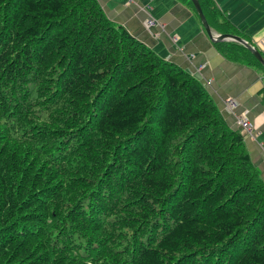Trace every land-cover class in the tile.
Masks as SVG:
<instances>
[{
  "label": "trees",
  "instance_id": "obj_1",
  "mask_svg": "<svg viewBox=\"0 0 264 264\" xmlns=\"http://www.w3.org/2000/svg\"><path fill=\"white\" fill-rule=\"evenodd\" d=\"M198 2L213 31L251 43ZM0 264H264L243 136L98 0H0Z\"/></svg>",
  "mask_w": 264,
  "mask_h": 264
},
{
  "label": "crops",
  "instance_id": "obj_2",
  "mask_svg": "<svg viewBox=\"0 0 264 264\" xmlns=\"http://www.w3.org/2000/svg\"><path fill=\"white\" fill-rule=\"evenodd\" d=\"M98 1L114 24L199 79L232 129L238 130L237 115H246L253 121L256 134L243 138L250 162L264 181V71L225 58L202 27L197 13L182 0ZM214 1L264 56V2ZM148 17L155 18L158 24L146 28L144 21ZM229 97L238 103L233 112L223 107L222 100Z\"/></svg>",
  "mask_w": 264,
  "mask_h": 264
},
{
  "label": "water",
  "instance_id": "obj_3",
  "mask_svg": "<svg viewBox=\"0 0 264 264\" xmlns=\"http://www.w3.org/2000/svg\"><path fill=\"white\" fill-rule=\"evenodd\" d=\"M191 2L193 3V6L195 8V11L199 17V20H200L203 28L205 29L206 33L208 34L209 38L212 41H234V42H237V43L243 45L246 49H248L258 59V61L261 63L262 67L264 68V57L255 45L246 41L245 39L241 38L238 35H234V34H230V33H219V32L213 31L210 28L204 14H203V11L199 5L198 0H191Z\"/></svg>",
  "mask_w": 264,
  "mask_h": 264
},
{
  "label": "built area",
  "instance_id": "obj_4",
  "mask_svg": "<svg viewBox=\"0 0 264 264\" xmlns=\"http://www.w3.org/2000/svg\"><path fill=\"white\" fill-rule=\"evenodd\" d=\"M157 24V20L152 17H148L144 21V25L148 29L156 26ZM237 106L238 103L233 97L227 98L224 104V108L229 112H233ZM236 125L240 129V132L243 134V136L245 135L246 137H253L256 134L253 121L250 120L246 115H238L236 117Z\"/></svg>",
  "mask_w": 264,
  "mask_h": 264
},
{
  "label": "rangeland",
  "instance_id": "obj_5",
  "mask_svg": "<svg viewBox=\"0 0 264 264\" xmlns=\"http://www.w3.org/2000/svg\"><path fill=\"white\" fill-rule=\"evenodd\" d=\"M201 25H202V24H201ZM202 27H203V26H202ZM226 100H227V99H223V100H222V103L225 104ZM236 117H237V116H236ZM259 176H260V175H259Z\"/></svg>",
  "mask_w": 264,
  "mask_h": 264
},
{
  "label": "clouds",
  "instance_id": "obj_6",
  "mask_svg": "<svg viewBox=\"0 0 264 264\" xmlns=\"http://www.w3.org/2000/svg\"><path fill=\"white\" fill-rule=\"evenodd\" d=\"M223 105H224V104H223ZM223 107H224V106H223ZM237 107H238V106H237ZM237 107H236V108H237ZM236 108H235V109H236ZM237 116H238V115H237ZM237 128H238V126H237ZM238 130H239V132H240V129H239V128H238ZM240 134L243 136V134H242L241 132H240ZM243 137H244V136H243Z\"/></svg>",
  "mask_w": 264,
  "mask_h": 264
}]
</instances>
